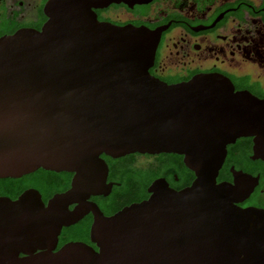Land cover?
<instances>
[{
  "label": "water",
  "instance_id": "water-1",
  "mask_svg": "<svg viewBox=\"0 0 264 264\" xmlns=\"http://www.w3.org/2000/svg\"><path fill=\"white\" fill-rule=\"evenodd\" d=\"M91 1L50 0L41 32L0 39V180L75 174L48 204L37 190L0 197V264H264V210L238 206L251 193L241 178L217 182L239 138L264 160V101L221 75L154 78L159 34L101 23ZM131 154L181 156L195 180L175 191L158 179L147 201L107 217L88 202L111 190L102 156ZM90 213L98 251H56Z\"/></svg>",
  "mask_w": 264,
  "mask_h": 264
},
{
  "label": "flooded vegetation",
  "instance_id": "flooded-vegetation-1",
  "mask_svg": "<svg viewBox=\"0 0 264 264\" xmlns=\"http://www.w3.org/2000/svg\"><path fill=\"white\" fill-rule=\"evenodd\" d=\"M49 2L0 0V39L23 30L41 32L49 21ZM91 6L101 23L146 28L159 34L150 74L161 82L177 85L200 75H221L231 81L235 92H248L264 101V0H92ZM180 158L173 154H131L118 159L103 155L111 190L108 196H92L88 202L111 217L126 207L147 201L151 196L149 188L158 179L181 191L192 185L195 176L185 167L183 157L181 167ZM181 169L193 174L188 185L181 184ZM40 170L24 177L39 179ZM55 174L66 187L49 197L33 186L23 189L15 198L0 197L15 201L24 192L37 190L48 204L55 195L72 188L75 176ZM237 178H241L244 188L251 189L249 197L238 206L264 210V160L255 155L251 137L239 138L227 146L217 182L235 184ZM6 180L19 179L0 181ZM93 223L94 215L90 213L76 225L63 228L56 251L69 243H83L98 251L90 237Z\"/></svg>",
  "mask_w": 264,
  "mask_h": 264
},
{
  "label": "trees",
  "instance_id": "trees-1",
  "mask_svg": "<svg viewBox=\"0 0 264 264\" xmlns=\"http://www.w3.org/2000/svg\"><path fill=\"white\" fill-rule=\"evenodd\" d=\"M181 159V167H183L182 157ZM40 178H28L24 177L19 180H6L0 181V195L14 196L17 197L23 189L28 186H33L40 189L44 195V197H49L53 193L58 191H63L66 185L61 184L58 180L60 176L51 172H44L40 170ZM193 180V174L189 172L187 169H181V184L182 186L188 185Z\"/></svg>",
  "mask_w": 264,
  "mask_h": 264
}]
</instances>
